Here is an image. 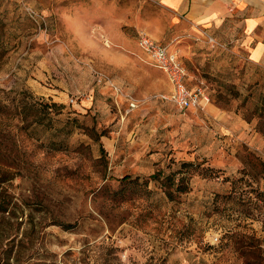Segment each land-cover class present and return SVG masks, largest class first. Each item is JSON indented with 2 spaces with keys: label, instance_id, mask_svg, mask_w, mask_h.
I'll return each mask as SVG.
<instances>
[{
  "label": "rangeland",
  "instance_id": "obj_1",
  "mask_svg": "<svg viewBox=\"0 0 264 264\" xmlns=\"http://www.w3.org/2000/svg\"><path fill=\"white\" fill-rule=\"evenodd\" d=\"M159 3L0 0V264H264V70L186 36L219 115L161 99Z\"/></svg>",
  "mask_w": 264,
  "mask_h": 264
},
{
  "label": "crops",
  "instance_id": "obj_2",
  "mask_svg": "<svg viewBox=\"0 0 264 264\" xmlns=\"http://www.w3.org/2000/svg\"><path fill=\"white\" fill-rule=\"evenodd\" d=\"M163 10L151 19L141 20L158 43L178 45L185 54L194 52L193 38L210 35L234 53L248 57L251 66L264 70V0H158ZM171 23V24H169ZM159 29L154 32L152 27ZM173 31L170 33V30ZM188 41V42H187ZM184 42V43H183ZM180 53V51H179ZM241 57V56H240ZM180 58L184 63L183 55ZM185 64V63H184ZM186 67V66H185ZM213 114L219 111L209 107Z\"/></svg>",
  "mask_w": 264,
  "mask_h": 264
},
{
  "label": "built area",
  "instance_id": "obj_3",
  "mask_svg": "<svg viewBox=\"0 0 264 264\" xmlns=\"http://www.w3.org/2000/svg\"><path fill=\"white\" fill-rule=\"evenodd\" d=\"M138 40L140 50L149 56L156 69L165 74L171 86L170 93L162 95L161 99L170 102L181 111L193 109L205 111L211 104L209 95L204 88L192 89L187 85L189 72L179 52L167 44L158 43L145 32L140 34Z\"/></svg>",
  "mask_w": 264,
  "mask_h": 264
},
{
  "label": "trees",
  "instance_id": "obj_4",
  "mask_svg": "<svg viewBox=\"0 0 264 264\" xmlns=\"http://www.w3.org/2000/svg\"><path fill=\"white\" fill-rule=\"evenodd\" d=\"M25 95H27V94L25 93ZM23 105H24V107H23L20 115H21L22 121H27V119H28L27 116L29 115L28 112L32 108H30V106H28L29 104L25 100L23 102ZM35 105L37 106L36 113H37V115L39 114V117L37 116L36 120H35L36 124L41 125L42 127H45L47 129L50 128L52 126V123H50L46 119V117H47V115H52V113H54V108H56L57 105L55 103L51 104V103H46L43 101H39V102L35 103ZM7 107L8 106L2 104V102L0 101V113L1 114L5 113L7 111ZM125 179L127 180L128 178H125ZM0 211H3V210L0 208Z\"/></svg>",
  "mask_w": 264,
  "mask_h": 264
}]
</instances>
